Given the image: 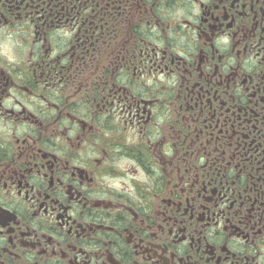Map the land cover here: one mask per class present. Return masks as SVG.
Masks as SVG:
<instances>
[{
    "label": "flooded vegetation",
    "instance_id": "af4514ba",
    "mask_svg": "<svg viewBox=\"0 0 264 264\" xmlns=\"http://www.w3.org/2000/svg\"><path fill=\"white\" fill-rule=\"evenodd\" d=\"M0 264H264V0H0Z\"/></svg>",
    "mask_w": 264,
    "mask_h": 264
}]
</instances>
